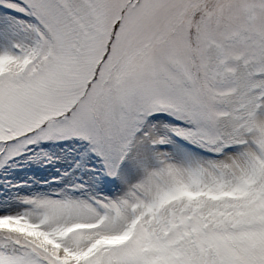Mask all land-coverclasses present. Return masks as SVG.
I'll return each mask as SVG.
<instances>
[{
	"label": "snow or ice",
	"instance_id": "obj_1",
	"mask_svg": "<svg viewBox=\"0 0 264 264\" xmlns=\"http://www.w3.org/2000/svg\"><path fill=\"white\" fill-rule=\"evenodd\" d=\"M0 264H264V0H0Z\"/></svg>",
	"mask_w": 264,
	"mask_h": 264
}]
</instances>
